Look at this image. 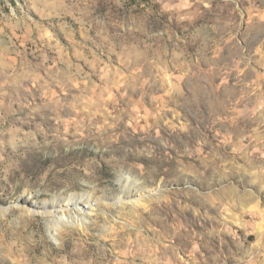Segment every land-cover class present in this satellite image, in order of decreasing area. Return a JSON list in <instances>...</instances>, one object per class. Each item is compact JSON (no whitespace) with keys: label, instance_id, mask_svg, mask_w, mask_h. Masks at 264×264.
I'll return each instance as SVG.
<instances>
[{"label":"rangeland","instance_id":"obj_1","mask_svg":"<svg viewBox=\"0 0 264 264\" xmlns=\"http://www.w3.org/2000/svg\"><path fill=\"white\" fill-rule=\"evenodd\" d=\"M262 151L264 0H0V264H264Z\"/></svg>","mask_w":264,"mask_h":264},{"label":"clouds","instance_id":"obj_2","mask_svg":"<svg viewBox=\"0 0 264 264\" xmlns=\"http://www.w3.org/2000/svg\"><path fill=\"white\" fill-rule=\"evenodd\" d=\"M155 2L163 5L165 2H167V0H155ZM177 2L178 3H181L183 5H186L187 8L191 9L192 6H193V4L200 3L201 0H192V3H189V0H177ZM162 10H165V9H162ZM180 12H181V14H183L185 12V8L182 7L180 9ZM157 136H159V134H157ZM158 142H159V147H162L163 150H164L163 151V158L165 160L171 159L172 158V155H169L171 153L169 151V149H172L173 150L174 149V144L172 142H169L168 140H163V139H159ZM208 144H209V147L207 149V156H206V158L211 163H216V164L222 163L223 161L220 159V157L218 155V151H217L218 148H219V146L216 145L215 143L211 142V141H209ZM157 147L158 146L154 147L152 149V151L153 152L156 151L157 150ZM136 151H140V150L137 149ZM178 155H182V154L181 153H177V156ZM246 156L251 157L252 156V153L251 152H248V153H246ZM225 157H227V156H225ZM225 157H224V159H228V157L227 158H225ZM261 157H264V151L261 152ZM240 158L244 159V156H241ZM260 161H264V159H261ZM262 165H264V164H262ZM209 167H211V164H210ZM238 167L241 168L242 165H240ZM201 176H204V175L202 174ZM261 207L264 208V206H262V205H261ZM229 220H230V214L224 216L223 221L221 222V228H220L221 233L230 231V229L228 228Z\"/></svg>","mask_w":264,"mask_h":264},{"label":"bare ground","instance_id":"obj_3","mask_svg":"<svg viewBox=\"0 0 264 264\" xmlns=\"http://www.w3.org/2000/svg\"><path fill=\"white\" fill-rule=\"evenodd\" d=\"M69 205H73V207H74L71 210V213H72L71 215L66 214V212L69 211L67 209ZM85 205L87 206L86 210H95V207L100 206V205L96 204L95 201H93L92 199L89 200L87 198V199H83L81 201L76 200V199L75 200L68 199L66 202H62L60 204L51 202L48 205L44 204L41 208L43 209V214H45V216H48V217H52V214L57 216L58 214H56V212L59 209H62L61 212H64V214L60 213V215L57 216L59 221L70 224V225H74V226L76 225V226L84 227V226H86L85 222H86V219L88 218V213L82 212L83 216H80L81 214L78 213V210L82 211L81 209L82 208L84 209ZM75 206H77L79 208L75 209Z\"/></svg>","mask_w":264,"mask_h":264}]
</instances>
